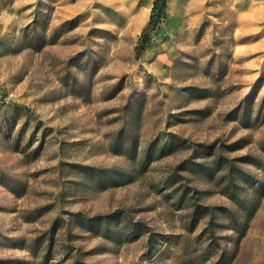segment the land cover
I'll return each instance as SVG.
<instances>
[{
    "label": "rangeland",
    "instance_id": "374dc122",
    "mask_svg": "<svg viewBox=\"0 0 264 264\" xmlns=\"http://www.w3.org/2000/svg\"><path fill=\"white\" fill-rule=\"evenodd\" d=\"M152 1L0 0V264H264V0Z\"/></svg>",
    "mask_w": 264,
    "mask_h": 264
},
{
    "label": "trees",
    "instance_id": "16d2710c",
    "mask_svg": "<svg viewBox=\"0 0 264 264\" xmlns=\"http://www.w3.org/2000/svg\"><path fill=\"white\" fill-rule=\"evenodd\" d=\"M165 0H153L152 6L150 9V13L146 23L140 29L138 38H137V45L134 47V51L137 52L141 47L144 41L147 38L148 33L155 28V26L159 23L162 17V9L164 7ZM231 197V196H230ZM206 210L205 206H197L195 205L193 210L190 213V217L192 221H195L197 217L201 216L199 211H202V214Z\"/></svg>",
    "mask_w": 264,
    "mask_h": 264
}]
</instances>
